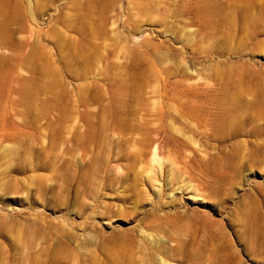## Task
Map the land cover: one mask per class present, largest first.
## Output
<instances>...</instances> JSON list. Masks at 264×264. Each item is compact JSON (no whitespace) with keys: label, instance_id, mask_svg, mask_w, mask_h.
<instances>
[{"label":"rangeland","instance_id":"374dc122","mask_svg":"<svg viewBox=\"0 0 264 264\" xmlns=\"http://www.w3.org/2000/svg\"><path fill=\"white\" fill-rule=\"evenodd\" d=\"M0 264H264V0H0Z\"/></svg>","mask_w":264,"mask_h":264}]
</instances>
